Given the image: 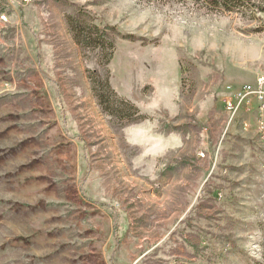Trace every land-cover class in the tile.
Listing matches in <instances>:
<instances>
[{"label": "rangeland", "instance_id": "obj_1", "mask_svg": "<svg viewBox=\"0 0 264 264\" xmlns=\"http://www.w3.org/2000/svg\"><path fill=\"white\" fill-rule=\"evenodd\" d=\"M230 8L0 0V264H264V150L222 104L264 0Z\"/></svg>", "mask_w": 264, "mask_h": 264}, {"label": "built area", "instance_id": "obj_2", "mask_svg": "<svg viewBox=\"0 0 264 264\" xmlns=\"http://www.w3.org/2000/svg\"><path fill=\"white\" fill-rule=\"evenodd\" d=\"M222 104L229 122L240 113L254 116L257 140L264 150V75L259 76L255 84H244L233 90L230 96L222 99ZM242 125L247 129V122Z\"/></svg>", "mask_w": 264, "mask_h": 264}, {"label": "trees", "instance_id": "obj_3", "mask_svg": "<svg viewBox=\"0 0 264 264\" xmlns=\"http://www.w3.org/2000/svg\"><path fill=\"white\" fill-rule=\"evenodd\" d=\"M206 1V3H208L209 4V6H216V5H221V7H224L226 10H228V11H232V9L233 8H230V4L231 3H233V1L234 0H205ZM241 1V0H240ZM93 30H94V32H95V34H97V32L96 31H98V32H100V29L98 28V27H96V26H94V28H93ZM85 32V31H84ZM103 32V31H102ZM100 33V36H98V38H95V41L96 42H94L95 43V45H97V46H101V45H103L104 46V43H103V40L104 39H109L110 37H109V35L107 34L106 36H108V38H103L104 37V35H105V33L103 32V33ZM75 33V34H74ZM80 33L82 34V32L81 31H79V32H77V34H76V29H74V31H73V35H74V39L77 41V42H79L80 43V41H81V38H78L79 36H80ZM82 42V41H81ZM103 43V44H102ZM109 47H110V49H112V50H114V42H113V39L112 38H110V40H109Z\"/></svg>", "mask_w": 264, "mask_h": 264}, {"label": "bare ground", "instance_id": "obj_4", "mask_svg": "<svg viewBox=\"0 0 264 264\" xmlns=\"http://www.w3.org/2000/svg\"><path fill=\"white\" fill-rule=\"evenodd\" d=\"M243 127H244V129H246L245 125H243ZM263 166H264V164H263Z\"/></svg>", "mask_w": 264, "mask_h": 264}]
</instances>
